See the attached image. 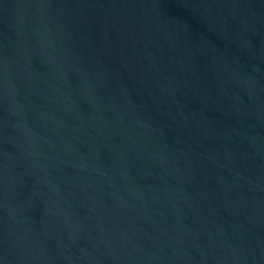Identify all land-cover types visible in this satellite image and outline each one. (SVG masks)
<instances>
[{
	"label": "water",
	"instance_id": "obj_1",
	"mask_svg": "<svg viewBox=\"0 0 264 264\" xmlns=\"http://www.w3.org/2000/svg\"><path fill=\"white\" fill-rule=\"evenodd\" d=\"M0 264H264V0H0Z\"/></svg>",
	"mask_w": 264,
	"mask_h": 264
}]
</instances>
